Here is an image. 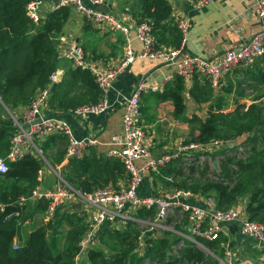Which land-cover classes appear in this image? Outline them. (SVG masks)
Instances as JSON below:
<instances>
[{"label":"trees","instance_id":"1","mask_svg":"<svg viewBox=\"0 0 264 264\" xmlns=\"http://www.w3.org/2000/svg\"><path fill=\"white\" fill-rule=\"evenodd\" d=\"M32 1L34 0H0V110L3 105L9 109L26 105L36 89L46 87L51 74L60 65L57 62L58 38L73 15L72 10L69 7L54 9L46 14L40 25H35L26 10ZM138 1V24L151 22L159 43L179 48L182 35L173 23L169 1ZM85 26L87 31L89 25L86 23ZM166 32H170L171 43L164 40ZM83 48L87 52L84 46ZM260 60L264 67V56ZM254 66H251L252 69L248 68L247 75L251 80L261 82L264 79V69L257 70ZM64 77L66 78L60 81V86L58 84L53 89L51 98L53 95L58 97L57 92L55 93L58 87L72 85L87 89L90 93L93 91L94 97L90 103L99 100V90L89 71L68 69ZM174 83L175 87L169 84L161 98L173 101L175 116L179 117L186 111L183 97L184 80L176 76ZM204 86H195L191 94L199 104L210 102L208 115L204 120L197 116L186 119L189 124L195 121L199 123L195 132L190 134L191 140L186 142L208 144L218 139L234 141L243 135H249L247 143H251L252 148L245 160H238L234 164L240 177L233 187L208 182L203 186L193 187L191 192L205 197L214 194L217 207L221 210L231 208L240 198L248 195L245 209L247 217L252 221L264 223V107L252 104L244 113H224L223 98L217 97L214 102L211 86L207 82ZM229 92L230 90H227V93ZM75 106L60 97L53 98L52 107L59 110L55 111L57 115H65ZM10 112L15 114L12 110ZM7 116L8 119L0 113V158L7 156L10 139L17 130L8 113ZM60 136L55 135L42 142L41 149L45 157L48 158V150L51 147L59 149L64 146L66 137ZM58 153L57 163L60 165L66 151L59 149ZM228 163H231V160L224 164V172H228ZM8 165L7 173L0 175V202L6 207L5 213L0 214V264H78L77 259L83 252L81 243L88 229L84 214L59 209L48 224L33 228L31 233L25 235L24 223L44 215L47 210L48 203L45 201L29 202L20 206L21 198L29 196L40 185L38 175L44 163L41 159L28 155L16 162H9ZM182 170V161L176 159L161 169L160 175L178 177ZM61 174L74 189L86 194L110 186L119 190V182L127 178L125 167L119 159L104 154L97 155L94 152L81 160H70ZM157 179L165 181L162 178ZM251 186L252 191L249 190ZM17 211L21 214L19 218L7 219L8 215ZM138 216L152 218L155 212L142 210ZM135 226L136 223L128 222L125 229L109 226L103 229L98 240L100 248H90L81 264H144L146 260L157 261L158 264L178 263V259L165 261V250L171 245L169 232L163 238L151 240L145 253L140 256L137 247L141 232ZM15 242L19 243L18 250L13 248ZM208 244L213 248L219 247V242ZM186 253L189 259L203 260L202 253H194L193 250H186Z\"/></svg>","mask_w":264,"mask_h":264},{"label":"built area","instance_id":"2","mask_svg":"<svg viewBox=\"0 0 264 264\" xmlns=\"http://www.w3.org/2000/svg\"><path fill=\"white\" fill-rule=\"evenodd\" d=\"M48 0H34L27 7L30 20L39 25L44 20V7ZM51 9L69 7L80 14L89 24L104 28L108 31L119 33L124 38V55L119 62L111 67H106L94 61L90 54L85 52L83 45L76 40L61 38L57 43V62H68L72 69L87 70L94 78L99 90V100L96 103H85L75 109H70L66 115L71 114L76 118L85 120L92 115L105 114L112 109L108 101V94L114 81L124 74L137 58L160 60L175 66L176 76L182 78L184 83H192L196 79L209 83L214 92L218 91L226 77L238 68H249L255 65L264 56V30L256 34L250 41L244 42L236 48L230 49L215 58H202L185 52L184 44L190 31L191 24L185 18H174L175 26L182 35V44L179 48L166 47L157 42L154 27L151 22L144 21L134 26L135 37L143 44L142 53L137 56L133 52V39L130 37L132 28L117 14L105 12L98 8L104 0H60V5L55 6L49 0ZM197 8H203L214 0H187ZM253 11L260 20H264V0H253ZM73 14V12H72ZM64 68L58 67L50 76L45 88L39 89L23 109L21 116L9 112L10 118L16 127L15 134L10 139V148L5 158H0V175L7 173L9 162H16L25 156L43 159L45 156L36 139L45 142L48 138L61 135L67 139L65 153L66 160H81L90 154V148L96 145V140L88 138L86 141L78 140L72 132L71 126L64 115L47 113L48 104L53 89L60 83ZM159 87L145 81L138 82L132 94L123 106L124 133L116 145L119 149L111 151L108 155L119 159L126 170L127 185L123 189L106 187L92 193H82L74 189L62 177L58 176L60 185L43 187L38 185L29 196H23L20 206L29 202H47L48 221L53 220L58 210L72 211L73 207L81 204V213L87 223L88 238L96 243L105 228H126L128 222L136 225L149 223L151 231L163 229L171 217L181 216L185 227L180 236L189 240L195 247L206 249L208 253L214 252L204 246V242H219L223 250L224 259L216 256L218 264H234L235 254L232 252L228 230L236 226L244 238L252 239L261 250L258 264H264V223L250 220L245 210H221L214 199L206 197L203 206L198 205V196L189 190H172L159 195L141 194L144 183V174L159 173L173 160L186 159L189 154L209 147L219 149L230 143L214 140L208 144L181 143L177 151H167L154 156L147 144V133L142 125V98L145 94L155 93ZM140 160H145L142 167L137 165ZM185 160V161H186ZM43 169L39 172L38 181L43 183ZM200 196V195H199ZM154 210L155 218L147 220L138 216L140 211ZM6 207L0 202V214L5 213ZM75 211V210H74ZM77 212V211H76ZM20 211L7 216V219L19 218ZM155 226V227H154ZM85 235V237H86ZM84 237V239H85ZM81 243L83 251L86 243ZM143 240L139 239V244ZM19 243H14V250L19 249ZM213 250V249H212Z\"/></svg>","mask_w":264,"mask_h":264},{"label":"crops","instance_id":"3","mask_svg":"<svg viewBox=\"0 0 264 264\" xmlns=\"http://www.w3.org/2000/svg\"><path fill=\"white\" fill-rule=\"evenodd\" d=\"M168 1L172 6V17L185 18L191 24L184 44L185 52L191 55L206 59L215 58L244 42L250 41L256 34L264 30V20H260L253 11V0H214L203 8H197L187 0ZM138 2V0H104L98 6L102 11L117 14L132 28L130 37L133 39V52L137 56L143 51V44L138 40H134V26L138 24L140 18L137 13L139 11ZM48 9L49 7L46 5L44 12ZM85 27V23L78 17V14L71 15L62 34L59 36V40L61 38L76 40L85 47L89 54L95 56V60L99 64L106 67L116 65L120 60L119 56L122 57L124 53V47L120 45L121 39L124 41L123 36L117 32L90 24L89 27L87 26V31ZM164 40L171 43L170 32H166ZM161 45L169 47L166 43ZM60 65L65 71L61 76L62 80L70 65L66 62ZM247 72V68L236 69V71L231 72L220 89L216 92L213 91V95L223 97L227 90H230L229 93H231L232 83H236L242 77L243 81L253 82ZM245 75H247V78H244ZM175 78L174 65L160 60L137 58L129 69L114 81L109 91L108 101L112 105L111 111L101 115L89 116L85 120L65 114L64 119L68 121L73 134L78 140L86 141L88 138L96 140L97 143L90 148V153L94 152L97 155L104 154L107 156L111 151L120 148L116 143L124 133L123 106L127 98L132 94L138 82L145 81L159 87L158 92L145 94L142 98V125L147 133V144L151 149V154L157 156L167 151H177L178 145L183 143L190 135L189 123L186 122V119H193L194 116H197L204 120L208 112L207 114L203 113V106L210 104V102L199 104L191 94L195 86L205 87L203 81L196 79L192 83H184L183 97L186 111L184 115L176 117L173 101L161 98L169 84L175 87ZM191 106H194L195 109L192 110ZM51 112L56 114L55 111ZM47 113H49V110H47ZM67 144L66 139L64 146H60L59 149L66 151ZM59 149L55 146L51 147L48 150V158L45 157V166L43 167L44 187H55L59 181L58 176L61 175L62 169L69 162L64 157L63 162L58 165ZM144 164L145 160L137 162L139 167L144 166ZM144 177L147 189L145 192L142 187L141 194L159 195L166 192L162 191L159 184H156L157 177H154L153 173L147 172ZM161 178L173 180L171 179L173 176L163 177L161 175ZM126 185L127 180L125 178L119 182L118 188L123 189ZM249 190L252 191L253 186ZM196 196H198L196 198L199 201L198 205L203 206L205 196ZM247 202L248 195L239 199L234 207L241 211L245 210ZM24 225H29L26 226L27 233L25 232V235L31 233L33 230L32 223L28 221ZM234 227L231 226L228 230V237L236 254L234 264H258L261 255L260 248L252 239L242 237L238 232V228ZM98 243L99 241H97ZM88 248L85 249L84 259H86ZM137 253L139 252L137 251Z\"/></svg>","mask_w":264,"mask_h":264},{"label":"rangeland","instance_id":"4","mask_svg":"<svg viewBox=\"0 0 264 264\" xmlns=\"http://www.w3.org/2000/svg\"><path fill=\"white\" fill-rule=\"evenodd\" d=\"M46 5L49 7V9L44 12V18L48 12L54 10V8L51 9V3L49 0L47 1ZM46 5H45V7H46ZM45 7H44V9H45ZM72 12H73V15L78 14V13H75L73 10H72ZM78 17H80L85 24L87 23L89 25V23L86 22L85 19L80 14H78ZM174 22L175 21L173 20V23ZM174 25H175V23H174ZM102 29H104V28H102ZM121 41L122 42L120 43V45H123V47H124V41L122 39H121ZM120 47H122V46H120ZM90 55H91L92 59L95 61V56H93L92 54H90ZM123 55H124V53H123ZM122 57L120 55L119 59L121 60ZM66 64H69V63L66 62ZM256 64L257 65H255V66L253 65V66L257 70H259V68L264 69L263 63H261V60H259ZM58 67L63 68L61 65H59ZM252 68L253 67H251V69ZM68 69H72V67L70 66ZM238 69H241V68H238ZM227 77L224 80L225 82L227 80ZM65 78L66 77H64V79ZM244 78H247V75H245ZM201 81H203V80H201ZM58 84L60 86V83H58ZM229 84H230V82H229ZM231 86H232L231 93H227V91H226V93L223 94V97H222L224 100V105H223L224 113H229V112H233V111H239L240 113H244L248 110V108L252 104H256L258 107H264V79L261 82H254V81L249 82V81H243V77H242L240 80L236 81V83H232ZM38 90L36 89L33 94H35ZM32 92H31V94H32ZM56 92L58 94V97L64 99V101H66V102L68 101V102L74 104V106L77 105V106L73 107L72 109H75L76 107L81 106L85 103L92 102L91 100L94 97L93 91H92V93H90L89 91H87V89H80V88H77L76 86H72V85H65V86H62L61 88L58 87V89L55 91V93ZM58 97H57V95L55 97L53 95L52 98H50V102L48 104V110H49V114H51V115H54V113H52L51 111H59L57 108L52 107L53 98L58 99ZM217 97H220V95H215L214 97H212V100L215 99L214 102H216V100L218 99ZM28 103H26V105H24V106L18 105V107L17 108L14 107V109H11V108L9 109V107H6L5 105L2 104L3 106L1 105L2 110H0V113L2 114V116L5 115V118L8 119L7 113L9 114L10 110H12V111H14V113L18 114L17 116L20 117L23 109L28 105ZM3 108L5 111L3 110ZM203 108H204L203 113L207 114L209 104L204 105ZM191 109L194 110L195 107L191 106ZM68 115L73 117V115H71V114H68ZM198 125H199V123L197 121L189 124L190 134H192L191 133L192 131L195 132V129L198 127ZM13 126H14V124H13ZM191 138H192V136L189 135L187 137V139L184 140V144H188L186 141H190ZM248 138H249V135H243L242 137H239L234 141H227V140H223V139H218V141H220V142L235 143V144L234 145L228 144V145H225V147L222 146L219 149H215L214 147H209L207 149H202V150H199L196 152H192L191 154H189L188 160L181 159L183 170L178 177L171 178V179H173L172 181L170 179H163V178L162 179L165 181L157 179L156 184H159L160 187L162 188V191H166V192L176 190V189H178V190L187 189V190L191 191L193 187L203 186L208 182L223 183L224 185H226V186L228 185L231 188L235 184L236 180L240 177L239 171L235 167L234 164L238 160H241V159L245 160L248 157L249 152L252 148L251 143H247ZM36 143L40 146L42 144L39 139H36ZM227 148H230V149H227ZM107 156L110 157L109 155H107ZM41 160L43 161L44 166H45V161L43 159H41ZM228 160H231V163H228L229 164L228 172H224L223 166ZM160 172L159 173H153L154 177L161 178ZM60 176L62 177V174ZM59 183H60V180L57 182V185ZM40 184L43 186L42 182ZM167 184H170V185L168 186ZM142 187H143V190L146 192L147 184H145V182L143 183ZM140 193H141V190H140ZM208 197L211 199H214L216 201L214 194H212ZM242 198H240V199H242ZM232 208L236 209L233 205L231 208L225 209V210H230ZM74 210L75 209L73 207L72 211H74ZM154 218H155V216L152 218L145 217L143 219L152 220ZM32 220L33 221H29V220L28 221L30 223H32L31 227H33V228H36V227L41 226V225H46L49 222L48 218H47V214L39 215L38 217H35V219H32ZM184 223H185L184 219H182L181 216H178V217H171L169 219V221L167 222V224L164 225V228L159 229L157 231H151L152 225L149 223H145V224L140 223L139 225H136L135 228L141 232V237L143 238V240H141V242L139 244V248H138V252H139L140 256H142V254L145 253L146 248L150 245L151 240H158L160 238H163L166 235V233L169 232V233H171V235H169L168 239H169V242L171 245H170V248L165 250V252L167 253V258L165 260L166 262L174 261V260L178 259L179 261L177 264H206V263L207 264L208 263L209 264H218L216 256L220 259L225 258L223 250L220 249L219 247L213 248L212 246L210 247L208 243H206V242L203 243L207 249L214 252V255H212V254L208 253L206 249L199 248L197 246L195 247L194 245L191 244V242H188L189 240L187 241L184 238H182L180 236V234H181V232H183V229L185 227ZM24 224H26V223H24ZM26 226H29V225L23 226V228H24L23 232L27 233V227ZM124 227H126V226H124ZM30 229H32V228H30ZM120 229H125V228H120ZM84 242L86 243V246L91 248V249L100 248V246L97 244V242L93 244L92 239L88 238L87 235L84 239ZM89 248H88V250H89ZM186 250H193L194 253H198V254L202 253L203 260L198 261L196 258H194V259L187 258ZM232 252H233V254H235L233 251V248H232ZM85 255H86V253H85V251H83L81 256L77 259L78 264H81L83 261H85V259H84ZM234 257H236V254L234 255ZM144 264H158V262L153 261V260H146L144 262Z\"/></svg>","mask_w":264,"mask_h":264},{"label":"water","instance_id":"5","mask_svg":"<svg viewBox=\"0 0 264 264\" xmlns=\"http://www.w3.org/2000/svg\"><path fill=\"white\" fill-rule=\"evenodd\" d=\"M53 3L55 4V6H59L60 5V0H53ZM235 143H230V145H234ZM75 211H80L81 210V204H79L77 207H74Z\"/></svg>","mask_w":264,"mask_h":264}]
</instances>
